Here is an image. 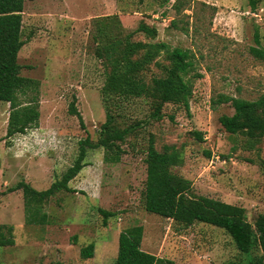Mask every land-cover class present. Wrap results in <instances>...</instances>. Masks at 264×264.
Listing matches in <instances>:
<instances>
[{
	"label": "rangeland",
	"instance_id": "1",
	"mask_svg": "<svg viewBox=\"0 0 264 264\" xmlns=\"http://www.w3.org/2000/svg\"><path fill=\"white\" fill-rule=\"evenodd\" d=\"M162 1L25 0L18 62L21 75L38 83L40 115L36 127L6 136L10 108L0 100V224L12 226L14 239L0 247V264H113L119 232L136 224L143 226L141 248L173 264H245L247 256L225 229L203 222L183 226L144 209V159L152 134L158 149L173 144L181 153L172 171L189 179L196 195L243 206L250 221L264 211V135L248 144L243 135L226 132L219 118L231 115L232 106L211 103L218 93L253 100L264 92V61L250 52L255 32L264 48V0H192L178 17L188 32L169 28L174 0ZM140 21L157 29L155 40L196 53L203 76L194 82L188 111L166 103L163 118L154 121L146 99L126 103L119 125L143 122L122 143L119 161L106 162L102 147L87 148L85 165L69 181L73 191L49 198L45 224H27L17 183L46 189L73 164L80 140L97 141L105 110L96 49L106 41L102 35L133 32ZM132 39L149 37L133 32ZM161 74L151 66L145 77ZM73 100L83 127L69 111ZM99 209L113 214L106 224ZM90 242L93 256L84 259L80 248Z\"/></svg>",
	"mask_w": 264,
	"mask_h": 264
},
{
	"label": "trees",
	"instance_id": "2",
	"mask_svg": "<svg viewBox=\"0 0 264 264\" xmlns=\"http://www.w3.org/2000/svg\"><path fill=\"white\" fill-rule=\"evenodd\" d=\"M168 0H163L162 3ZM192 0H174L175 16L169 28L188 32L189 26H179L180 16ZM25 0H0V100L9 103L6 136L24 133L27 128L36 127L39 121V100L36 94L38 83L35 79L21 75L18 52L25 43L22 38V13ZM253 3L254 1L251 0ZM109 17L110 15H105ZM116 18V14L114 15ZM118 16V15H117ZM119 18V17H118ZM104 33V29H98ZM133 32H142L148 41L133 40ZM124 35H102L106 41L97 47L96 54L102 60L104 82L100 96L105 110V120L100 126L99 137L93 142L89 136L79 141V150L73 164L54 180L49 187L37 190L25 181L17 183L22 190L24 215L27 224H45L47 213L44 206L49 198L58 192H72L69 181L85 165L87 148L102 147L106 162H117L124 149L122 143L128 134L142 126L143 119H135L124 127L122 120L126 103L134 99H146L149 103L148 119L159 121L163 118L166 103L181 105L186 111L193 93L196 79L203 74L197 70L198 58L190 48L172 46L167 41L155 40L157 29L140 21L135 31ZM255 47L250 52L264 61V48L260 38L254 34ZM156 66L161 75L146 80L145 73ZM212 105L230 103L231 115H221L219 121L230 134H241L248 144L260 141L264 135V92L253 100L218 93ZM70 113L75 114L83 125L80 112L70 104ZM172 118V116H170ZM192 134L200 139L201 133ZM146 177L144 181L143 205L147 212L172 219L183 226L203 222L225 229L236 248L247 256L245 264H264V211L254 220L247 219L243 206L228 203L217 198L196 195L192 182L173 172L182 163L181 153L173 144L158 149L155 138L149 135L145 148ZM209 154V153H208ZM264 164V160L261 161ZM106 224L109 211L99 209ZM143 226H129L118 234V249L113 264H173L141 248ZM14 244L12 226L0 224V247ZM95 244L90 242L80 248L84 259L93 256ZM257 253L256 256H253ZM233 264V263H231Z\"/></svg>",
	"mask_w": 264,
	"mask_h": 264
}]
</instances>
